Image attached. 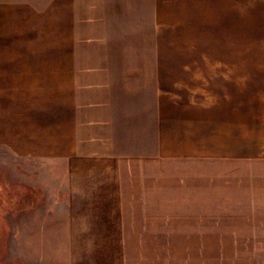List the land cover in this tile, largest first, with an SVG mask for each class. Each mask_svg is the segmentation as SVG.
<instances>
[{"label": "crops", "instance_id": "crops-1", "mask_svg": "<svg viewBox=\"0 0 264 264\" xmlns=\"http://www.w3.org/2000/svg\"><path fill=\"white\" fill-rule=\"evenodd\" d=\"M154 10L153 0H0V152L111 173L122 248L264 234L262 219L255 230L234 220L264 218V66H231L236 80L227 71L211 112H185L158 85Z\"/></svg>", "mask_w": 264, "mask_h": 264}, {"label": "rangeland", "instance_id": "rangeland-1", "mask_svg": "<svg viewBox=\"0 0 264 264\" xmlns=\"http://www.w3.org/2000/svg\"><path fill=\"white\" fill-rule=\"evenodd\" d=\"M153 1L155 49L165 54L156 57L155 70L165 66L158 85L185 112H211L227 95V71L236 80L231 66H264V0ZM112 182L66 160L0 152V264H264V234L243 230L203 233L202 248H122L130 235L119 232ZM260 219L234 218L239 230L258 229Z\"/></svg>", "mask_w": 264, "mask_h": 264}]
</instances>
